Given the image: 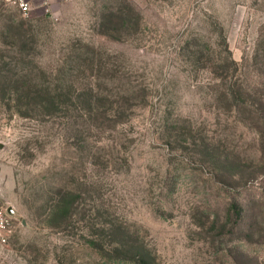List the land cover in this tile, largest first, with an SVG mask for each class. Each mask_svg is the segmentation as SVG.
Masks as SVG:
<instances>
[{
  "label": "rangeland",
  "instance_id": "1",
  "mask_svg": "<svg viewBox=\"0 0 264 264\" xmlns=\"http://www.w3.org/2000/svg\"><path fill=\"white\" fill-rule=\"evenodd\" d=\"M221 75L264 97V0H55L27 16L0 0V204L15 211L0 264H94L88 240L111 243L110 222L147 264H264V131ZM58 80L75 102L133 98L124 130L79 143L72 110L48 118L13 91ZM66 195L85 220L53 211Z\"/></svg>",
  "mask_w": 264,
  "mask_h": 264
},
{
  "label": "trees",
  "instance_id": "2",
  "mask_svg": "<svg viewBox=\"0 0 264 264\" xmlns=\"http://www.w3.org/2000/svg\"><path fill=\"white\" fill-rule=\"evenodd\" d=\"M92 61V60H91ZM234 65V71H238V62L235 60L231 61ZM93 63V62H92ZM90 72L94 71L93 65L90 67ZM234 76L236 75L233 74ZM233 75H221L222 78V94L232 100L233 106L236 110L239 108H247L251 113L253 120L258 123L257 128L259 131H264V97L258 96L259 94L248 89L244 84L235 80ZM48 81V80H47ZM72 88V84L69 85L65 83L64 80H58L57 82H45L41 85L38 84H29L28 86L18 85L14 92L17 93L20 97H26L27 105L39 104L45 110V113L48 118L56 116L58 112L63 109L72 110L73 114L71 119H75L73 129H75V135L72 136L74 139H77L79 143L86 140V135L91 129H95L98 133V138H105V133H110L117 130V128L124 130L125 121L128 118L127 112L128 108L131 107L130 101L133 98L128 96H117L118 99L114 98L113 101L119 103H127L125 108H122L121 105H117L116 109L107 108L103 106L102 99L98 97H88V98H78V101L75 102L70 96H68V91ZM97 85H92V90H95ZM98 88V87H97ZM35 97H34V96ZM33 96V97H31ZM99 96V95H98ZM100 97V96H99ZM36 99V101L34 100ZM33 101V102H32ZM101 105L102 107H100ZM115 103L113 104V106ZM120 106V108H119ZM76 120L80 125L76 124ZM82 125V126H81ZM85 126V128L83 127ZM87 132V133H86ZM76 141V142H77ZM101 141V139H99ZM228 164L230 161H227ZM128 164V163H126ZM76 196H62L60 197L55 204L53 205V211L64 217L63 221L72 224L73 222H80L86 218L80 217L74 221L77 213L75 211L76 205ZM261 199H264V194ZM237 204H232V208L237 212ZM241 211L237 214V219H241ZM62 222V221H61ZM61 222L59 224H61ZM112 225V231L114 239L111 243L105 244L98 240L91 239L88 240V244L93 248L97 257H95L94 264H147L142 258V241L138 238L134 241L117 239L121 231L118 230L124 226H116L114 223H109ZM237 224V223H236ZM91 227H96V224L92 223ZM98 232L94 233L97 234ZM229 232H227L228 234ZM118 236V237H117ZM128 236V234L126 235ZM247 243L245 241H238L234 246L228 249L230 254H244L246 253ZM144 250V249H143ZM140 252V253H139Z\"/></svg>",
  "mask_w": 264,
  "mask_h": 264
},
{
  "label": "built area",
  "instance_id": "3",
  "mask_svg": "<svg viewBox=\"0 0 264 264\" xmlns=\"http://www.w3.org/2000/svg\"><path fill=\"white\" fill-rule=\"evenodd\" d=\"M55 0H4L7 5L17 8L24 16L40 6H46ZM15 231L14 216L9 213L8 207L0 204V245H6Z\"/></svg>",
  "mask_w": 264,
  "mask_h": 264
},
{
  "label": "water",
  "instance_id": "4",
  "mask_svg": "<svg viewBox=\"0 0 264 264\" xmlns=\"http://www.w3.org/2000/svg\"><path fill=\"white\" fill-rule=\"evenodd\" d=\"M8 210H9V213L12 214V215L15 213V211H14V209L12 207H9Z\"/></svg>",
  "mask_w": 264,
  "mask_h": 264
}]
</instances>
